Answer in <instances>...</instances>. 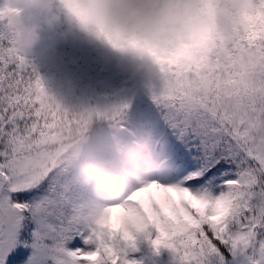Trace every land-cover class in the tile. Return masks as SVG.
<instances>
[{"label": "snow or ice", "instance_id": "obj_1", "mask_svg": "<svg viewBox=\"0 0 264 264\" xmlns=\"http://www.w3.org/2000/svg\"><path fill=\"white\" fill-rule=\"evenodd\" d=\"M211 48L150 53L127 95L69 110L51 99L0 14V264H264V0ZM142 131L157 161L99 211L50 152L59 124Z\"/></svg>", "mask_w": 264, "mask_h": 264}, {"label": "clouds", "instance_id": "obj_2", "mask_svg": "<svg viewBox=\"0 0 264 264\" xmlns=\"http://www.w3.org/2000/svg\"><path fill=\"white\" fill-rule=\"evenodd\" d=\"M251 13L250 0H4L0 5L21 52L51 55L58 41L71 38L105 48L148 75L158 72L150 53L211 48L217 36L232 32ZM92 155L100 152L93 150ZM156 163L149 158L141 172L129 166L127 157L113 158L101 173L103 184L118 197ZM77 198L93 211L103 206Z\"/></svg>", "mask_w": 264, "mask_h": 264}, {"label": "rangeland", "instance_id": "obj_3", "mask_svg": "<svg viewBox=\"0 0 264 264\" xmlns=\"http://www.w3.org/2000/svg\"><path fill=\"white\" fill-rule=\"evenodd\" d=\"M141 76L149 75L141 66H133L127 60L118 61L117 57L106 50L89 61L79 102L83 108H87L122 99L127 95L132 80ZM126 129V124H110L89 136L50 149L53 161L63 172L64 180L76 196L100 202L113 198L108 189L100 186L99 178L94 173V162L106 166L111 159L124 156L128 158L129 166L141 172L145 170L140 168L135 157L141 155L146 162L153 158L152 153H141L139 143L144 144L146 135L142 131L133 134ZM93 150H98L100 155H92ZM137 248L138 251L132 253V256L144 264H169V251L161 249L159 255H156L142 235L137 238Z\"/></svg>", "mask_w": 264, "mask_h": 264}, {"label": "trees", "instance_id": "obj_4", "mask_svg": "<svg viewBox=\"0 0 264 264\" xmlns=\"http://www.w3.org/2000/svg\"><path fill=\"white\" fill-rule=\"evenodd\" d=\"M3 3L4 0H0V5ZM60 26L63 27V24ZM106 50L86 41H74L69 38L58 41L55 52L51 55L41 56L36 52L26 53V55L39 73L49 97L61 102L69 110H78L83 108L79 102V96L84 89L89 61L93 56ZM107 125H110V123L100 118H95L83 125L76 122L59 124L52 130L54 140L50 145V149L89 136ZM139 145L142 155H151L147 135L144 144L139 143ZM135 159L140 163L141 169L145 168L146 160L143 156L137 155ZM106 166L101 165L99 162L93 163L94 173L99 178L102 189H107L103 184L101 175Z\"/></svg>", "mask_w": 264, "mask_h": 264}]
</instances>
